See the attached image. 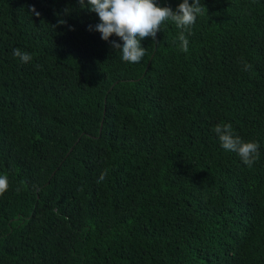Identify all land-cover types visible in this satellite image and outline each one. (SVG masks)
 <instances>
[{"label":"trees","instance_id":"obj_1","mask_svg":"<svg viewBox=\"0 0 264 264\" xmlns=\"http://www.w3.org/2000/svg\"><path fill=\"white\" fill-rule=\"evenodd\" d=\"M201 3L128 63L78 0H0V264H264V0Z\"/></svg>","mask_w":264,"mask_h":264},{"label":"clouds","instance_id":"obj_2","mask_svg":"<svg viewBox=\"0 0 264 264\" xmlns=\"http://www.w3.org/2000/svg\"><path fill=\"white\" fill-rule=\"evenodd\" d=\"M81 10L95 13L99 23L95 25V31L101 35V39L109 41V38L116 36L121 43L113 40L112 47L121 52V59L128 63H139L145 56L146 50L141 41L146 38L155 39L160 31L161 25L168 20L175 23L177 28L188 29L202 13L204 6L201 0H183L175 11L170 7L158 6L156 0H78ZM30 11L39 17L40 13L34 7ZM66 21L61 19L59 24ZM90 30L91 26H90ZM181 42V50L188 51V40L183 32L178 36ZM13 56L23 63H28L32 55L23 52L19 48L13 49ZM247 67V66H246ZM217 135L222 148L226 151L236 152L242 162L252 166L259 155V144L256 142H245L239 136L234 135L231 124H218L213 129ZM106 176L102 173L99 181ZM8 178L0 175V195L8 190Z\"/></svg>","mask_w":264,"mask_h":264}]
</instances>
